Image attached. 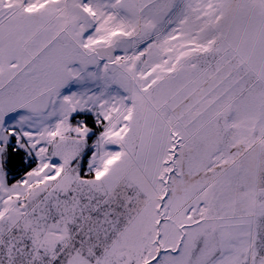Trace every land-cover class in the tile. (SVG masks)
Here are the masks:
<instances>
[{"label":"snow or ice","instance_id":"6c2138e0","mask_svg":"<svg viewBox=\"0 0 264 264\" xmlns=\"http://www.w3.org/2000/svg\"><path fill=\"white\" fill-rule=\"evenodd\" d=\"M0 264H264V0H0Z\"/></svg>","mask_w":264,"mask_h":264}]
</instances>
